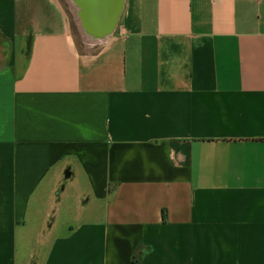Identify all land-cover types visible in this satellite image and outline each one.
<instances>
[{"label": "crops", "instance_id": "obj_1", "mask_svg": "<svg viewBox=\"0 0 264 264\" xmlns=\"http://www.w3.org/2000/svg\"><path fill=\"white\" fill-rule=\"evenodd\" d=\"M67 1L0 0V264H264V0Z\"/></svg>", "mask_w": 264, "mask_h": 264}, {"label": "water", "instance_id": "obj_2", "mask_svg": "<svg viewBox=\"0 0 264 264\" xmlns=\"http://www.w3.org/2000/svg\"><path fill=\"white\" fill-rule=\"evenodd\" d=\"M82 25L94 39L110 35L117 24L123 0H71Z\"/></svg>", "mask_w": 264, "mask_h": 264}, {"label": "rangeland", "instance_id": "obj_3", "mask_svg": "<svg viewBox=\"0 0 264 264\" xmlns=\"http://www.w3.org/2000/svg\"><path fill=\"white\" fill-rule=\"evenodd\" d=\"M62 3L64 2L65 3V6L66 8H70L71 11H72V8H71V4L69 1L66 0V2L64 0H60ZM69 18H70V24H71V28H72V34L76 40L77 43H79V41L82 39V37L80 36V33H79V28H78V24L77 22H75V16L74 14H72V12L70 13L69 12Z\"/></svg>", "mask_w": 264, "mask_h": 264}, {"label": "bare ground", "instance_id": "obj_4", "mask_svg": "<svg viewBox=\"0 0 264 264\" xmlns=\"http://www.w3.org/2000/svg\"><path fill=\"white\" fill-rule=\"evenodd\" d=\"M70 2V1H69ZM73 5V4H72ZM74 6V5H73ZM75 7V6H74ZM74 10H75V8H74ZM74 14V13H73ZM78 14V11L76 12V18H77V15ZM78 19V18H77ZM77 23H78V26H79V28H80V30H81V32H82V35H84V39L85 40H89L90 38L86 35V33L84 32L85 30L84 29H86L83 25H82V23H81V26H80V22L79 21H77ZM87 31V30H86Z\"/></svg>", "mask_w": 264, "mask_h": 264}]
</instances>
